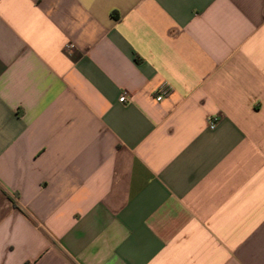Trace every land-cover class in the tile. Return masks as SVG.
Returning <instances> with one entry per match:
<instances>
[{
    "label": "crops",
    "instance_id": "1",
    "mask_svg": "<svg viewBox=\"0 0 264 264\" xmlns=\"http://www.w3.org/2000/svg\"><path fill=\"white\" fill-rule=\"evenodd\" d=\"M0 264H264V0H0Z\"/></svg>",
    "mask_w": 264,
    "mask_h": 264
},
{
    "label": "built area",
    "instance_id": "2",
    "mask_svg": "<svg viewBox=\"0 0 264 264\" xmlns=\"http://www.w3.org/2000/svg\"><path fill=\"white\" fill-rule=\"evenodd\" d=\"M156 99L157 100H160L161 99V96H158ZM119 101L121 103H123L125 101V95L124 94L120 96ZM215 121H216L215 117H212V116L208 117L207 118V127L209 129H211V130L214 129V127H215Z\"/></svg>",
    "mask_w": 264,
    "mask_h": 264
}]
</instances>
